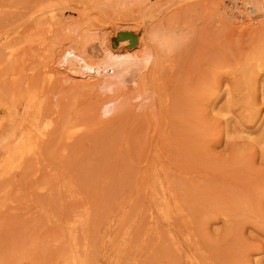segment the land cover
Masks as SVG:
<instances>
[{
    "label": "rangeland",
    "instance_id": "1",
    "mask_svg": "<svg viewBox=\"0 0 264 264\" xmlns=\"http://www.w3.org/2000/svg\"><path fill=\"white\" fill-rule=\"evenodd\" d=\"M247 2L0 0V264H264V8ZM118 30L142 38L109 93Z\"/></svg>",
    "mask_w": 264,
    "mask_h": 264
},
{
    "label": "bare ground",
    "instance_id": "2",
    "mask_svg": "<svg viewBox=\"0 0 264 264\" xmlns=\"http://www.w3.org/2000/svg\"><path fill=\"white\" fill-rule=\"evenodd\" d=\"M239 1L242 4L244 3L245 6L248 5L249 3L247 2V0H239ZM248 1H251L254 4V8H252L251 12L249 11L251 13V16L253 15L254 17H258L261 14L260 12L261 7L264 8V0H248ZM131 37H138L137 44L135 46L130 41ZM141 38L142 37L137 36L133 30H130V33L118 30V31H115L112 36H110L111 48L113 50L108 47L107 52H106V57L107 59H114L115 62L118 61L119 63L118 66L114 64L118 69V73L116 74V76H114L113 78L114 80L104 81L103 83L100 84V87L103 91L109 92V93H115V91L118 90V87L120 85L119 83L122 82L124 79L130 78L134 74V71L136 70V68L132 65L131 60L129 58L123 59V53L117 50H120L122 48H127L128 50H131V51L126 52V55L129 56L133 54L134 52L137 51V48L139 49ZM67 54H71V52H68ZM77 56L80 57L81 59L86 60L89 73L93 72L95 76H102L105 73L106 67H108L107 65H109L107 64V62H101V61L94 62L88 59L85 52H79ZM74 74H77V73H74ZM109 104L114 105V102L109 101L104 104V106H106L105 111H104L105 115L109 113V110L107 109V107L110 106Z\"/></svg>",
    "mask_w": 264,
    "mask_h": 264
},
{
    "label": "water",
    "instance_id": "3",
    "mask_svg": "<svg viewBox=\"0 0 264 264\" xmlns=\"http://www.w3.org/2000/svg\"><path fill=\"white\" fill-rule=\"evenodd\" d=\"M130 40L132 44H134L137 41L135 37H131Z\"/></svg>",
    "mask_w": 264,
    "mask_h": 264
}]
</instances>
